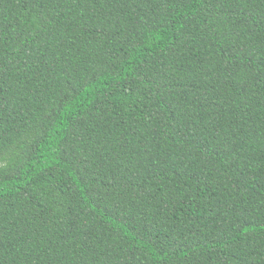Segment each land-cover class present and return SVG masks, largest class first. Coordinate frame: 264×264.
<instances>
[{"label": "trees", "instance_id": "16d2710c", "mask_svg": "<svg viewBox=\"0 0 264 264\" xmlns=\"http://www.w3.org/2000/svg\"><path fill=\"white\" fill-rule=\"evenodd\" d=\"M0 264H264V0H0Z\"/></svg>", "mask_w": 264, "mask_h": 264}]
</instances>
